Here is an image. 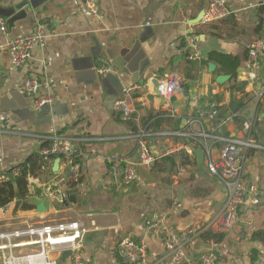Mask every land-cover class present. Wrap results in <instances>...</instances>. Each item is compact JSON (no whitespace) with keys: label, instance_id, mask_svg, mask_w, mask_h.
I'll return each mask as SVG.
<instances>
[{"label":"crops","instance_id":"1","mask_svg":"<svg viewBox=\"0 0 264 264\" xmlns=\"http://www.w3.org/2000/svg\"><path fill=\"white\" fill-rule=\"evenodd\" d=\"M206 5L207 0H98L94 17L82 0H0V16L7 26L6 33L0 32V110L10 117L9 125L0 131V174H10L32 157L35 168L27 177L26 201L35 192L33 186L45 193L49 183L73 194L72 202L60 204L56 195L47 193L51 208L43 213L34 206L21 210L23 200L14 199L0 208V231L78 220L85 228L81 245L85 264H125L115 250L125 235L143 240L149 259L158 261L169 248V234L189 228L202 232L185 245L187 258L204 249L216 253L217 264H256L264 256V149L248 151L244 178L249 192L233 215L223 210L226 189L207 171L204 159L199 163L194 152L188 155L181 150L186 141L160 135L186 128L184 119L196 107L216 101L222 105L221 117L236 114L225 124V135L242 137L251 127V137L264 147V57L252 63L247 52L253 41L264 44V0H227L225 18L202 23ZM37 23L47 26L45 45L35 46L30 59L12 66L8 38L31 34ZM192 36L193 47L188 42ZM193 52L197 59H190ZM211 52L238 58L231 79L217 83V76L228 73L208 59ZM99 56L117 66L105 82L94 66ZM169 74L176 75L180 84L171 102L174 116L151 83L156 75ZM27 77L48 81V92L54 97L49 111L29 107L31 98L22 90ZM141 81L143 88L126 96L131 112L125 119L116 102L108 105V97H118L121 87ZM182 87L196 90L186 97ZM149 95L153 98L142 106L141 100ZM151 115L158 120L147 124ZM142 132L151 137L146 144L155 160L183 153L190 162L170 173L154 172L151 165V180L116 187L108 158L136 159L137 135ZM57 134L76 139L80 178L72 190L62 161L41 154ZM254 190L259 193L257 205L251 202ZM160 215L165 216L160 230L149 235L147 226ZM205 231L223 236L217 240L203 236ZM54 256L58 264H70L69 257Z\"/></svg>","mask_w":264,"mask_h":264},{"label":"built area","instance_id":"2","mask_svg":"<svg viewBox=\"0 0 264 264\" xmlns=\"http://www.w3.org/2000/svg\"><path fill=\"white\" fill-rule=\"evenodd\" d=\"M82 3L92 16L97 15L98 0H82ZM228 14L227 0H207L201 22L220 21ZM6 31V20L0 16V32L6 33ZM46 35V24L37 23L31 34L8 38L7 44L12 66L18 67L30 59L35 46L45 45ZM194 39V36L188 39L191 47L194 46ZM247 52L250 61L256 63L264 57V44L259 40L253 41L247 46ZM189 57L194 60L198 58V55L193 52ZM108 71L106 67L97 69L99 76H105ZM179 85V78L174 74L161 76L156 85L159 98L162 99L164 105L169 106V113L173 116L176 114V109L172 107L170 98L180 90ZM143 86L129 84L116 102L125 119L130 116L131 112L125 103L126 96L132 91H140ZM41 89L46 92L41 94ZM48 89V81L38 77H27L22 83V90L31 98V108L35 111L54 102V97ZM148 103L149 98L147 97L140 102L142 106ZM221 107V103L216 101H211L206 106L196 107L193 114L184 119L186 128L163 132L160 135L177 137L186 141L184 145H181V150L188 155H192L198 148L203 151L207 171L218 178L226 189L223 210L236 215L249 192L244 178V164L248 151L264 149V147L251 137V127L242 137L225 135L223 131L225 124L236 114L221 117ZM9 121V113L0 110V131L5 130ZM148 135L145 132L137 135L139 152L136 159L108 158L111 180L116 187L144 183V179L137 171V166L141 165L149 169L155 160L146 144L145 137ZM75 141L73 137L57 134L50 137L49 143L41 148V154L55 156L62 161L68 169L69 182L72 183H77L80 178L79 164L75 161L77 157ZM10 174L15 178L19 174V169L13 170ZM8 175L0 174V184L9 180ZM252 193L251 202L257 205L259 193L257 190ZM68 194L61 192L57 196V202L60 204L66 202ZM164 218V215H160L147 226L146 232L149 235L157 234ZM84 232L85 228L78 220L50 221L0 231V264H58V259L54 255L61 254L65 250L70 251V264H85L81 256ZM201 232V229L189 228L180 233H170L169 248L166 255L158 261H151L145 242L136 240L131 235L121 237L115 250L120 261L125 264H217L218 257L211 249H204L191 258H187L184 254L185 245ZM256 264H264V256H259Z\"/></svg>","mask_w":264,"mask_h":264},{"label":"trees","instance_id":"3","mask_svg":"<svg viewBox=\"0 0 264 264\" xmlns=\"http://www.w3.org/2000/svg\"><path fill=\"white\" fill-rule=\"evenodd\" d=\"M208 59L217 61V63L223 68V71L227 72L228 74H231L232 76L236 74L237 68L239 66L238 58L231 55H223L218 52L209 53ZM163 114L164 112H161L158 114V116L162 117ZM150 119H155L153 122L158 120L157 116L151 115L147 119V124H150V122H152ZM132 128L133 131H135V128ZM149 138L145 137V140ZM189 162L190 161L188 156L183 153H170L155 160L154 165L152 167V171L158 173H164L165 171L169 173L176 172L181 164ZM34 168L35 159L29 157L22 165L19 166V174L15 176L14 182L7 180L0 184V208L6 207L9 203H11L14 199L17 198L23 200L19 207L21 210H31L33 208V205L26 201V198L28 195L27 177L29 174H32L34 172ZM67 185L70 190L72 187H74L75 183L67 182ZM211 235H213V237H215V239L217 240L221 239L223 236L222 233L211 234L210 231H205L203 233V236Z\"/></svg>","mask_w":264,"mask_h":264},{"label":"water","instance_id":"4","mask_svg":"<svg viewBox=\"0 0 264 264\" xmlns=\"http://www.w3.org/2000/svg\"><path fill=\"white\" fill-rule=\"evenodd\" d=\"M254 9H255V7H254ZM100 56L96 59L94 66L96 67V69H98L100 67H106L109 69L108 73L105 76H100L102 82H105L112 75V73L110 71L115 70L117 68V66L113 61L110 62L109 60H107V61L101 60ZM208 67H209L210 71H213L215 69L214 63H211V62L208 63ZM231 77H232L231 74L219 75V76H217L216 81H217V83H223V82L231 79ZM159 78H160V76L156 75L155 77H153V79L151 81L152 85L155 87V92L157 94H158V92L156 89V85H157V81ZM143 84H144L143 81H141L139 83V85H143ZM242 86H243L242 88H244V84ZM179 87H180V85H179ZM123 90H124V87H121L120 90L118 91V95H117L118 97L109 96L108 97V105L112 106L115 102H117L119 100V97L122 95ZM195 90L196 89H192L189 87H182L181 88L182 94L186 97H190L189 93H193V92H195ZM148 98L151 99V98H153V96L149 95ZM173 101H175L174 96H172L170 98V102H173ZM29 107L31 108L30 103H29ZM49 109H50V105H45L40 110L41 111L42 110L49 111ZM31 110L35 111L32 108H31ZM194 154L196 155L198 162L202 163L203 162V151L201 149H195ZM58 161H59V159H58ZM58 161L55 164V168H57ZM152 165H154V163ZM137 171L144 180H151L152 179V177L149 173V170L146 169L145 167L138 165ZM8 176H9V180L11 182H14V177L11 174H9ZM33 187L35 189V192H34L33 196H31L29 198V202L34 206L35 211L38 213L47 212L49 210V208H51L49 201L46 199L47 193L48 194L52 193L53 195H56V196H59L61 194V191L56 187L55 183L47 184L44 187L45 193H44L42 188H37L35 186H33ZM72 198H73V194H68L67 202H72ZM69 255H70L69 250H65L61 253V257H69Z\"/></svg>","mask_w":264,"mask_h":264}]
</instances>
